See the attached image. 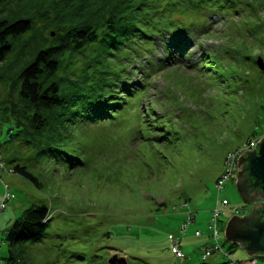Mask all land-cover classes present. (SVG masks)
I'll return each instance as SVG.
<instances>
[{"label":"rangeland","instance_id":"obj_1","mask_svg":"<svg viewBox=\"0 0 264 264\" xmlns=\"http://www.w3.org/2000/svg\"><path fill=\"white\" fill-rule=\"evenodd\" d=\"M220 1L207 0L201 9L193 7L194 0L163 1L169 5L162 11L164 18L177 16L195 28L190 37L180 35L186 43L184 50H173L180 63L148 77L138 113L125 112L117 123L78 126L71 131L69 153L79 163L57 153L35 155L20 141L10 140L9 121L2 115L0 102L2 155L28 166L43 184L38 189L7 167L0 172V204L6 186L11 197L0 211V264H12L6 260L9 250L27 264H110L113 256L126 264H226L249 258L238 245L227 258L221 255L231 246L222 229L218 240L222 251L214 252L208 262L200 259V243L185 249L184 261L176 260L168 240L170 234L180 238L188 234L194 220L184 235L178 229L189 213L193 219L200 218L195 225L205 235L206 217L221 201L228 203L220 216L224 225L235 215L234 208L247 206L234 179L221 191L215 181L223 172L226 154L264 132V74L242 75L241 81L226 75L221 82V68L207 71L203 66L208 59L204 51L218 54L223 47H231L232 41L233 47L247 46L245 53L264 64V39L254 47L248 42L254 38L248 28L260 22L264 25V0H235L244 4L242 17L223 9L208 18ZM248 2L255 5L253 11ZM146 12L144 8L139 13ZM202 26L204 31L198 32ZM53 30H45L38 22L36 29L15 38L13 56L26 53L19 59L24 63L35 50L44 48L41 39L47 40ZM262 33L264 38V27ZM167 36L162 33L154 51L135 59L128 71H139L147 60L165 58L162 37ZM255 68L257 74L264 72ZM140 78V74L129 76L133 84ZM1 91L0 100L4 98ZM146 105L156 110L155 115L173 109L171 120L177 125L169 126L168 134L156 131L154 122L142 119ZM32 204H44L49 210L46 236L24 247H10L3 242L5 232ZM214 259L218 262L213 263ZM256 264H264V256H257Z\"/></svg>","mask_w":264,"mask_h":264},{"label":"trees","instance_id":"obj_2","mask_svg":"<svg viewBox=\"0 0 264 264\" xmlns=\"http://www.w3.org/2000/svg\"><path fill=\"white\" fill-rule=\"evenodd\" d=\"M163 1L0 0V88L4 97L0 102L2 115L9 121L7 132L10 140L20 141L35 155L57 153L79 163L81 161L72 158L69 153L71 131L78 126L117 123L125 112L138 113V109H142V105L138 107V103L144 98L148 77L179 64L180 59L173 56V50L178 51L186 46L180 35L190 37L195 31L192 24L177 16L164 18L162 11L169 5H165ZM194 1L193 7L201 9L207 0ZM215 2L217 1L214 4ZM239 2L220 1L216 10L207 14L208 18L223 9H226L227 14L234 13V16L241 13L242 17L245 9L244 4ZM144 8L149 12L139 13ZM254 9L255 5L251 4L250 10ZM38 22L45 30H54L49 32L51 37L47 40L41 39L44 48L35 50L27 61L20 64L19 59L24 58L26 53L19 58L13 56V41L36 29ZM247 23L248 21H244L243 24ZM262 24L260 22L255 28H248L254 32V38L248 41L253 47L262 44L264 39ZM204 28H197L198 32H203ZM162 33L168 35V39L162 37L165 58L156 62L147 60L139 67V71H128L135 59L140 60L145 53L154 51L156 39ZM230 46L223 47L218 54L213 55L204 51L203 56L208 58L204 61L205 70L221 68V82L228 77L232 81H241L242 75L249 77L254 74L260 77L264 74L256 73V60L245 53L248 51L247 46L245 49L233 47V41ZM15 67L17 70L12 72ZM136 74H140L141 78L133 84L129 76ZM173 107L178 113V109ZM143 111L145 115H142V119L148 123L154 122L152 127L156 131L168 134V127L177 125L176 121L171 120V108L168 113L164 111L160 115H155L156 110L152 106L146 105ZM262 135L264 132L249 139ZM46 156L48 158L49 154ZM0 158L5 170L7 167L12 174L20 176L38 189L43 187L40 179L28 166L17 159L7 160L1 150ZM48 222V208L44 204H32L11 224L4 234L3 242L10 247L37 243L46 236ZM208 235L200 247L203 248L208 243ZM235 246L237 245L231 244L227 252L221 250V255L227 258ZM254 259L256 264L257 257ZM6 260L12 264H27L12 250H9ZM249 260L250 258L238 262L229 261L226 264H241ZM217 262L216 259L213 263Z\"/></svg>","mask_w":264,"mask_h":264},{"label":"water","instance_id":"obj_3","mask_svg":"<svg viewBox=\"0 0 264 264\" xmlns=\"http://www.w3.org/2000/svg\"><path fill=\"white\" fill-rule=\"evenodd\" d=\"M256 65L264 71V64L260 58L256 60ZM237 167L238 169L244 167L259 185V196L251 202L242 199L244 204L254 205L257 201L262 199L263 201L255 205L245 216H232L224 228V238L226 242L240 246L249 258L264 256V136L257 143L255 150L243 153ZM237 190L242 198L238 186ZM256 207L261 209L263 207V210L257 212ZM109 263L126 264L124 259H118L116 256H113Z\"/></svg>","mask_w":264,"mask_h":264},{"label":"built area","instance_id":"obj_4","mask_svg":"<svg viewBox=\"0 0 264 264\" xmlns=\"http://www.w3.org/2000/svg\"><path fill=\"white\" fill-rule=\"evenodd\" d=\"M264 136V135H263ZM262 136V137H263ZM261 137V138H262ZM261 138L257 139H249L244 142L241 146L237 147L234 150L229 151L226 156L224 157V168L223 172L219 175V177L215 181V188L218 191H221L225 184L234 178L236 172L238 171L237 163L239 158L245 153L246 151H253L255 150V147L257 143L261 140ZM5 170V166L3 161L0 158V172ZM8 187H5V193L2 197V202L0 204V211L5 208L6 202L10 200V194L8 193ZM187 203H185L184 206H186ZM228 207V203L226 201H221L217 206L211 211V217L209 219V235H208V243L201 248V260H206L208 257H210L214 252L221 251V246L218 243V240L220 238V231L221 228L219 227V220L220 216L222 214V211ZM235 215H242L243 208H234ZM193 223V215L189 213L187 221L183 223L182 226L179 227L178 232L181 235H184L190 224ZM194 236L196 238L201 237L200 231H195ZM168 240L171 242L170 252L175 256V258L179 261L184 260V253L181 250V242L182 238L170 234L168 236ZM215 241L213 244L212 242ZM256 257L250 258L249 261H245L241 264H255Z\"/></svg>","mask_w":264,"mask_h":264},{"label":"flooded vegetation","instance_id":"obj_5","mask_svg":"<svg viewBox=\"0 0 264 264\" xmlns=\"http://www.w3.org/2000/svg\"><path fill=\"white\" fill-rule=\"evenodd\" d=\"M233 179L235 181V184L239 187L243 200L251 202L259 196V185L254 178L249 176L244 167L238 169ZM259 203H261V201H257L254 205H251V203H248V205L245 204L247 206H243L244 215L248 214V210H252L255 205H259ZM256 210L257 212L262 211L261 208L258 207H256Z\"/></svg>","mask_w":264,"mask_h":264},{"label":"crops","instance_id":"obj_6","mask_svg":"<svg viewBox=\"0 0 264 264\" xmlns=\"http://www.w3.org/2000/svg\"><path fill=\"white\" fill-rule=\"evenodd\" d=\"M232 217V216H231ZM206 223H208V219H209V213H208V215H207V217H206ZM230 219V218H229ZM228 219V220H229ZM194 223L192 224V227H191V230L188 232V234L185 236V237H183V239H182V242H181V250H182V252L184 253V251H185V249L186 248H188L189 246H190V244L191 245H195V243H200L199 244V246H201L202 245V243L204 242V240H205V237L208 235V232H207V234H205V235H203L202 233V237H200V238H196V237H194V232L197 230V226L195 225L196 224V221H199L200 220V218H198V220L196 219V217H194ZM227 223V222H226ZM226 223H225V225H224V223L221 221V229H223V231H224V228H225V226H226ZM205 227H206V224H205ZM208 230V229H207ZM186 257V256H185ZM216 259H214L213 260V262L215 261Z\"/></svg>","mask_w":264,"mask_h":264},{"label":"clouds","instance_id":"obj_7","mask_svg":"<svg viewBox=\"0 0 264 264\" xmlns=\"http://www.w3.org/2000/svg\"><path fill=\"white\" fill-rule=\"evenodd\" d=\"M242 208H243V206H242ZM244 215V210H243V213H242V215H236V216H243ZM221 228V227H220ZM223 230V229H222ZM224 232V231H223ZM184 257H185V254H184ZM185 259V258H184ZM184 261V260H183Z\"/></svg>","mask_w":264,"mask_h":264}]
</instances>
